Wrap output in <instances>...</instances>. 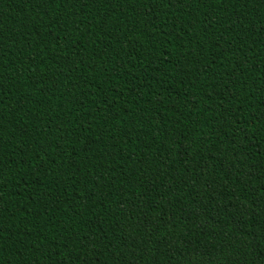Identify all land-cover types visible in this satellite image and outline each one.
Wrapping results in <instances>:
<instances>
[{
    "label": "trees",
    "instance_id": "obj_1",
    "mask_svg": "<svg viewBox=\"0 0 264 264\" xmlns=\"http://www.w3.org/2000/svg\"><path fill=\"white\" fill-rule=\"evenodd\" d=\"M0 264H264V0H0Z\"/></svg>",
    "mask_w": 264,
    "mask_h": 264
}]
</instances>
